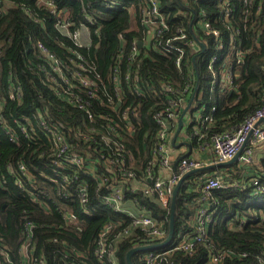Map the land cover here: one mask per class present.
Wrapping results in <instances>:
<instances>
[{
    "label": "trees",
    "instance_id": "1",
    "mask_svg": "<svg viewBox=\"0 0 264 264\" xmlns=\"http://www.w3.org/2000/svg\"><path fill=\"white\" fill-rule=\"evenodd\" d=\"M45 1L52 5V12L39 7L37 0H0V45H3L0 50V114L11 124L13 118L25 120L30 117L34 120L36 111H43V119L58 128L64 143L71 149L70 153L90 155V159H110L114 172L104 170V166L99 167L106 177V183H98L99 186L91 183L88 186V203L83 209L74 191L76 183L66 187L67 198L56 195L57 190H63L65 172L53 164L55 150L51 148L46 135L36 127L34 136L37 144L30 146L22 138L14 143L0 120V237L9 248L13 262L18 264L17 248L21 231L26 222H31L36 225L34 232L39 245L43 246L46 264H99L94 253L95 242L103 225L112 223L114 233L129 231L115 244L118 263L127 264L126 254L130 250L151 241L147 240L144 231L133 225L132 219L104 205L101 199L109 194L111 185L119 184L118 178L123 172L132 173L136 182L141 180L148 162L152 161V152L159 142L158 126L152 115L165 109L170 97L161 83L170 84L180 93L187 84L190 85L178 114L187 103H191L187 112L190 120L184 126L192 151L204 142L208 143L213 134L240 126L260 106L264 93V23L256 21L254 16L258 5L264 14V0L252 3V16L248 21L243 19L241 2L230 0L229 7L234 13L225 23L219 20L217 0H157L166 28L158 39L151 41L147 40L150 27L144 21L147 0ZM21 8L28 10L30 17ZM54 12L63 13V21L71 25L70 32L84 28L90 45L78 47L70 38L63 36L55 27L58 17ZM206 15L221 32L222 49H218L216 40L205 36L198 27L197 20ZM33 18L37 21L34 22ZM178 29H184L187 37L195 39L199 47L200 43L203 45V49H198L175 43L184 48L180 68L175 64L177 54L166 47V41ZM256 30L262 31L260 46L247 54L242 63L231 61L233 42H230V36L245 39L253 37ZM237 31H240V36L236 35ZM31 40L41 41L61 62L64 80L55 75L52 78L59 84L60 90L65 89L62 96L47 88H56L54 83L42 82V75L34 67L27 68L28 61L37 60ZM138 42L142 45L134 56L132 47H137ZM78 56L82 57L88 69L84 75L92 81L102 97L114 96L110 76L116 69H119L117 76L121 80L128 73L127 70L130 71L129 84L122 82L121 94L130 106L128 114L133 133L127 134L118 129L116 134L108 133L103 120L94 118L90 121L86 112L63 99L64 96H68V99L74 96L86 99L85 93L79 89L67 91L65 85V80L76 82L72 76L80 61ZM213 57L216 60L211 73L208 65ZM230 65L233 82L224 87L221 74ZM135 72L136 80L132 77ZM189 78L191 83L188 82ZM15 87L20 88L21 101L9 98L10 91ZM140 88L144 95L136 93ZM94 109L98 114L108 112L101 106ZM196 112L201 114L200 119L194 118ZM116 122L120 123L114 118L112 123ZM170 122L175 130L177 119ZM93 127L99 129L100 133L95 134ZM19 161L25 164L27 173L33 179L34 188L31 190L45 195L43 200L49 206L47 213L30 200L25 190L16 187L15 178L28 187L26 179L17 170ZM227 167H231L228 171L230 174L224 180L223 187L209 193L210 219L205 240L198 243L192 253L176 250L164 257L160 264H210L208 254L211 252L227 254L219 264H264V158L252 165L250 176L242 175L238 161ZM158 169L159 164L156 163L153 169L155 175ZM172 171L176 175L182 174L179 165L173 167ZM210 171H197L180 186L174 205L171 242L134 253L132 264H143L140 257L148 251H168L181 238L194 235L195 214L203 203L200 180ZM254 177L258 179V188L241 187V182L247 185ZM122 191V202L144 206L153 218L165 223L168 235L171 200L168 208H162L140 189L133 190L130 182L122 184ZM67 212L76 217L79 229L67 225L63 219V214ZM237 219L244 222L240 226L234 224L233 229H229L228 224ZM51 239H57L66 246L55 244Z\"/></svg>",
    "mask_w": 264,
    "mask_h": 264
},
{
    "label": "built area",
    "instance_id": "2",
    "mask_svg": "<svg viewBox=\"0 0 264 264\" xmlns=\"http://www.w3.org/2000/svg\"><path fill=\"white\" fill-rule=\"evenodd\" d=\"M239 2H241L243 7V19L244 21H248L252 16L250 13V8L252 3H255V0H239ZM37 4L39 7H44L45 9L50 10V12L53 11L52 5L47 3L45 0H37ZM217 4L219 7V20L224 23L228 22L234 13V10H231L229 7L231 5L230 0H217ZM21 10L24 14L30 17L28 10L24 8H21ZM54 14L58 17L55 27L63 34V36L70 38L78 47H87L90 45V38L88 37V34V40L86 44L83 46L79 43L81 32L86 31L84 28H81L78 31L70 32L69 27H71V25L68 21H63V13L54 12ZM254 16L256 21L264 23V14H262L260 10V5H258V8L255 10ZM144 18L146 26L150 27V32L148 34L149 37L147 40L151 41L152 39L154 40V38L158 39L162 30L165 29L166 26L164 17L159 13V2L157 0H147ZM33 20L34 22L37 21L35 18H33ZM197 23L203 34L215 39L217 42V48L222 49L223 43L221 40V32L217 29V27H215V24L212 22V20L206 15L203 19L197 20ZM253 25L255 26L254 22ZM240 34V31H237L236 35L240 36ZM261 35L262 31L259 30L255 31L253 37L250 36L245 39L231 35L230 42H233V46L231 48L232 54L230 55L229 59L235 63H242L244 57L247 54H249L254 48L260 46ZM31 41V48L33 53L36 55L37 60L33 61L34 63L28 61L29 63L27 68L32 69L34 67L42 75V82H52L56 85V88H53L52 86H48L47 88L53 89L57 95L62 96L66 92L65 89L63 88L60 90L58 88L59 84H57L55 79L52 78V75L63 78L61 62L57 60L54 54L48 51L41 41ZM175 43H182L198 49L200 48L195 39H189L187 37L184 29H178L176 33L166 41V47L168 48V51H173L177 54L175 64L178 68H180L181 60L184 55V48L183 46ZM153 45L156 47L155 43H153ZM2 47L3 45H0V50ZM137 48H139L138 43L137 47H132V53L134 56L137 54ZM78 59L80 61L77 63L76 70L73 72L72 76L76 82L65 80V85L67 91L79 89L82 93L86 94V99L82 100L78 96H74L72 99H68V96H64L63 99L67 100L73 107L80 108L86 112L87 119L90 121H93L94 118L103 120L106 123L104 129L108 133L116 134L117 129L127 134L133 133V124L128 114L130 106L126 104L125 97L121 94L122 82L125 81L126 84H129L130 71L127 70L128 73H125L123 80H121L117 76L119 69H116L110 76V83L114 88V96L105 95V97H102L97 93V88L93 85L92 81L84 75L85 71L88 69L82 62V57L78 56ZM215 60L216 57L211 58V61L208 65V69L211 73L214 71L213 63ZM136 76V72L132 74L134 80L137 79ZM221 77L224 87L229 86L233 82L232 65H230L227 70L221 74ZM188 82H190V78L188 79ZM161 85L165 88L167 94H169L170 97H168V100L166 101L167 107L152 115L156 125L158 126L157 138L159 142L155 145V150L152 152V161L148 162L147 168L140 178L141 180H138V182H142V184L136 182L135 176L132 173L123 172L118 178L120 179L118 182L119 184L111 185L109 194L103 196L101 199L104 205L110 207L113 210L124 213L127 217L132 219V223L135 227L140 228L145 232V237L149 242L151 241L150 244L145 246L160 244L167 238L165 223L153 218L144 206L140 207L136 204L122 202V184L130 182L131 188L133 190L140 189L145 196L156 201L160 207L168 208L172 192L180 177L187 171L203 167V162L200 159L182 157L177 164L179 165V170L182 174L176 175L174 172H171V174L167 177L163 176L164 169H168L170 171L174 167L170 156V151L173 135L177 127L175 130H173L170 120L177 119L178 121L180 116L178 113L183 102H185L187 98L190 85L187 84L181 93L178 90H174L168 83H161ZM136 93L138 95H144L141 88L138 89ZM9 98L11 100L21 101L22 95L20 88L15 87V89L10 91ZM95 106H101L108 112H106V114H98L94 109ZM107 115L113 116V118L108 117ZM199 117H201V114L198 112L195 114L194 118L200 119ZM43 118H45V113H43V111L40 112L37 110L36 114L33 116L34 120H32L30 117L26 118L25 120H22L21 118H13L12 123L10 124L7 120L3 119L0 114V120L6 129V133L8 134L9 139L14 143H17L18 140L22 138L24 142L28 143L29 145L32 143L37 144L38 140L34 136V133H36V127H38L40 131L46 135V139L48 140L51 148L55 150L53 164L63 168V171L65 172L63 174V190H57L56 195L58 197H63V199L67 198L68 194L66 187L76 183L74 191L79 198L78 200L80 205L83 209H86L89 196L88 186H90L91 183H96L97 185L99 183V185H104L106 183V177L99 171V167L104 166V170L108 169L110 173H113L114 170L111 167L112 162L110 159L101 160L99 157L90 159V155L82 156L76 152L70 153L71 149L68 148V146L64 143L63 135L59 132L58 128L45 121ZM114 118H117L120 123H112ZM261 119H264V93L260 106L251 115H249L240 126H238L236 129H228L226 131L213 134L210 137L208 143L204 142L197 150L195 149L194 151H197V153L208 151L210 154H212L214 160L219 163L229 161L233 157L238 156L237 161L240 168L243 170L242 175L250 176V168L252 165H254L253 148L259 143L264 142V123L260 122ZM205 120L206 118L202 121L204 122ZM93 129L95 134L100 133L99 129H96L95 127H93ZM180 133L182 135L184 134L187 140L185 127ZM156 163L159 164V169L155 175L153 173V169L155 168ZM17 170L20 171L22 176L26 179L28 187L19 178H15L14 183L16 187L21 190H25L28 197H30V200L42 207L47 213L49 211V206L48 203L43 200L45 195L38 194L31 190V188H34L33 179L31 178L30 174L27 173L25 164L19 161ZM227 177L228 173H223L222 175L217 176H204L200 180L201 185L199 189L202 193L201 202L203 203L202 207L199 208L195 214L194 235L190 238H181L168 251H148L147 253L143 254L142 257H140V260L143 262V264H160L164 257L170 255L176 250L190 254L194 251L195 246L198 243H201L205 240L207 225L210 219L208 213L209 207L211 205V202H209V193L211 190L223 187L225 184L224 180ZM258 184V179L254 177L251 180V183L247 185L241 182V187L243 189L250 186L253 188H258ZM84 212L86 213L87 210H84ZM63 219L66 221L67 225L79 229L77 219L71 214V212L64 213ZM243 222V219H237L236 222L231 221L228 224V227L229 229H233L234 224L240 226ZM35 228L36 225L31 222H26L23 226L17 248L18 264H46L43 246L39 245L38 238L34 232ZM114 228L115 226H113L112 223H106L100 229L94 247L96 260L99 262V264H119L117 257L115 256V244L120 239L126 237L129 231L124 230L121 233H114ZM110 237L115 240L111 241ZM51 241L55 244H61L63 247L66 246L65 243L58 241L57 239H51ZM46 242L49 243V241ZM80 256L82 255L80 254ZM226 256V253L214 254L211 252L208 254V263L219 264L226 258ZM0 264H15L10 256L9 248L5 245L1 237Z\"/></svg>",
    "mask_w": 264,
    "mask_h": 264
},
{
    "label": "water",
    "instance_id": "3",
    "mask_svg": "<svg viewBox=\"0 0 264 264\" xmlns=\"http://www.w3.org/2000/svg\"><path fill=\"white\" fill-rule=\"evenodd\" d=\"M141 42H138V47H141ZM200 47L201 49H203V45L200 43ZM190 105L191 103H187V105L185 106V108L183 109V111L181 112L179 118H178V124H177V128L174 132V135H173V139H172V144L175 145L176 141H177V138L181 132V130L184 128V117L186 116V113L188 112V109L190 108ZM260 122H264V119H261ZM182 145L186 146L189 150L188 152L185 154L186 156H190L191 154V149H190V144L187 142V141H184L182 142ZM237 157L238 156H235L233 157L231 160L229 161H225V162H220V163H216L214 165H208V166H205V167H202V168H199V169H193V170H190V171H187L185 174H183L180 179L178 180L176 186L174 187V190L172 192V196H171V202H170V208H169V232H168V235H167V238L160 244H156V245H149V246H143V247H137V248H134L132 250H130L127 254H126V263L127 264H132L131 262V257L134 253L136 252H140L142 250H145V249H150V248H157V247H161V246H165L167 244H169L173 238V214H174V205H175V199H176V196H177V192L178 190L180 189V186L182 185L183 181L189 177L190 175L196 173L197 171L199 170H207V169H211L213 167H220V168H223V167H226V166H229L231 165L232 163H234L235 161H237ZM180 160V158L175 161L174 163V167L178 164V161Z\"/></svg>",
    "mask_w": 264,
    "mask_h": 264
},
{
    "label": "crops",
    "instance_id": "4",
    "mask_svg": "<svg viewBox=\"0 0 264 264\" xmlns=\"http://www.w3.org/2000/svg\"><path fill=\"white\" fill-rule=\"evenodd\" d=\"M178 141H180V142H178ZM184 141H187L186 138H185V140H183V138L180 137L179 139L177 138L175 145H173V144L171 145L170 156H171V159L173 162V166H174L175 161H177L179 158L181 159L189 150L186 146L182 145V142H184ZM253 152H254V156H253L254 164H257L258 160H260L261 158H264V142L256 145L253 148ZM190 157L202 160L203 167L208 166V165H214L215 163H219L216 160H214V158L212 157V154H210L208 151L197 153V151L191 150ZM230 168L231 167H227V166L223 167V168L213 167L210 169L212 171L206 173V175H204V176H209V175H216L217 176V175H222L223 173L224 174H227V173L230 174L228 172ZM207 170H209V169H207ZM199 171H204V170H199ZM171 172H173V171L172 170L169 171L168 169H164L163 170V176L167 177L168 175L171 174ZM195 178L196 177H194V179Z\"/></svg>",
    "mask_w": 264,
    "mask_h": 264
},
{
    "label": "rangeland",
    "instance_id": "5",
    "mask_svg": "<svg viewBox=\"0 0 264 264\" xmlns=\"http://www.w3.org/2000/svg\"><path fill=\"white\" fill-rule=\"evenodd\" d=\"M87 34H86V31H83V32H81V37H80V40H79V43L80 44H82L83 46L86 44V42H87ZM198 112H196L195 114H197ZM194 114V115H195ZM188 119L190 120V118H189V116H188V114L186 113V116L184 117V119H183V121H184V125L186 126L187 125V121H188ZM183 138V140H185V135L183 134H179V136H178V139L179 138ZM178 142H180V141H178Z\"/></svg>",
    "mask_w": 264,
    "mask_h": 264
},
{
    "label": "clouds",
    "instance_id": "6",
    "mask_svg": "<svg viewBox=\"0 0 264 264\" xmlns=\"http://www.w3.org/2000/svg\"><path fill=\"white\" fill-rule=\"evenodd\" d=\"M185 127V126H184Z\"/></svg>",
    "mask_w": 264,
    "mask_h": 264
}]
</instances>
